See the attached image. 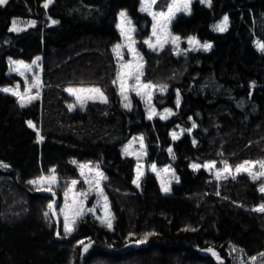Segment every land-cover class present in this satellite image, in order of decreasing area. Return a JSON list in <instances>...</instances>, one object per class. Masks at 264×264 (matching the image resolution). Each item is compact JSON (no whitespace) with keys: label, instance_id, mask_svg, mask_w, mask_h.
<instances>
[{"label":"trees","instance_id":"1","mask_svg":"<svg viewBox=\"0 0 264 264\" xmlns=\"http://www.w3.org/2000/svg\"><path fill=\"white\" fill-rule=\"evenodd\" d=\"M45 3L0 5V264H238L252 257L264 264L259 183L244 173L217 180L203 167L264 160V51L258 47L264 0H196L171 30L209 41L210 49H144V79L167 86L153 96L157 109H174L166 119H149L138 96L125 107L113 83L119 11L126 10L140 34L149 31L140 0ZM223 15L228 26L221 32L214 25ZM16 18L34 24L11 31ZM35 56H41V96L22 107L2 88L15 79L11 59ZM67 86H95L107 100L70 110ZM134 134L143 135L149 162L174 167L179 181L168 193L151 173L133 185L135 161L122 149ZM85 161L103 171L112 226L86 213L66 233L48 207L53 194L30 181L54 170L62 190L79 179Z\"/></svg>","mask_w":264,"mask_h":264},{"label":"rangeland","instance_id":"2","mask_svg":"<svg viewBox=\"0 0 264 264\" xmlns=\"http://www.w3.org/2000/svg\"><path fill=\"white\" fill-rule=\"evenodd\" d=\"M196 0H191V3L189 4V9L191 11L192 3ZM201 3L207 4L205 2H202V0H198ZM177 6L183 8V0H175ZM173 3V0H156L155 4L151 3V0H140V10L144 13H146L150 17V26L149 31L146 34H140L137 28V25L133 22V20L129 17L126 10H120L117 17V23L116 28L118 30L120 39L115 41L111 44V51L114 58V78L113 81H116L114 83L116 87V92L120 100L122 101L123 105L132 103V97L138 96L147 111V116L149 118L150 112L154 110L155 115H152L151 119L154 117H160L162 115L169 116L167 112H165L166 109L171 110V113H173L174 109L172 107H166L163 109H157L153 103V96L155 93L159 92L160 85H156L157 87L152 88L150 90L146 89H138L141 94L137 95V90H133V86L136 85V80L133 77H128L126 79V96L127 99H125V94H122L121 92V80L118 77V73L121 72H127L128 69H122V65H133L135 66L137 63L143 64V75L140 77V83L141 84H152L144 79V71H145V53L144 49L147 50H156L160 51L163 48H170L175 54H185L189 51L197 50V49H203L198 47L195 43H190L189 38L192 37L195 39V41H198L199 44L209 43V41H199L196 37L190 36V37H181L179 34L174 33L171 30V24L172 21L175 19L176 16L180 14H189V11H178L176 12L175 16L171 19L170 23H168L166 28H162L160 26H157L156 28V35L153 34V25L157 24V21L159 20V17H157V20L153 19L152 13H159V12H165L168 11V6ZM145 7H148V11H144L143 9ZM121 13H125L126 15L124 17H121ZM227 15H223V17L218 20L215 25H218L222 22L223 18ZM17 21V27L22 29H25L31 25H33L32 20H24V19H14ZM13 20V21H14ZM214 25V28H215ZM13 27V23L11 25V28ZM130 30V31H129ZM158 37L161 41L166 40L167 42L164 43L163 47L161 48L158 43ZM173 37H179V41L177 43L172 42ZM150 42L151 44L155 45L154 48H150L149 44L146 43ZM119 45V53L120 55H117L116 46ZM142 57V60L139 59ZM27 66V67H25ZM8 73L14 74L15 79L11 85L5 86L2 89H11L12 91H9L8 93L13 94V92H18L20 95H14L18 101L21 103L20 96L22 95L24 97V105L28 104V96H36L37 93H39V96L37 99L40 98L41 92H42V63H41V56H35L30 61H22V60H15L11 59L9 61V68ZM38 85V86H36ZM153 85V84H152ZM90 88H97L95 86H67L65 88L66 94L68 96L67 104L70 110H75L78 107H81L82 104H84L87 101H106L107 97L105 93L101 90L103 93V97H100L98 93H91V92H70L69 89H90ZM146 91L151 92L150 102L149 98L145 95ZM81 97L83 99V103H81V100L77 97ZM92 96L95 97L93 99H88L87 97ZM106 98V99H105ZM34 99V100H37ZM33 101V100H31ZM30 101V102H31ZM71 106V107H70ZM150 119V118H149ZM176 134V137L178 138L179 135L182 133V130H177L173 132ZM172 133V138H173ZM142 138V143H141ZM175 138V139H177ZM174 139V138H173ZM127 149V151H125ZM123 154L128 155L132 157L135 161L134 165V175L132 178L133 181L137 178V169L139 166L140 171L143 172V175L140 177L139 186L141 183V180L143 176L146 173L153 174L161 188L162 193H168L163 191L162 185L171 187L173 183H176L179 181L178 175L175 172L174 167L169 163L164 164H157L156 162H149L147 157V151L145 146V140L142 134H134L131 136L127 142L125 143L123 149ZM264 160H256V161H250V162H259ZM213 161L206 162V164H210ZM244 162L238 163V164H229L227 163L231 170L232 175L223 174L221 178L217 179V171L222 170L224 168V163L217 164L215 162V166L212 168H206L210 174L217 180L223 179L224 176L232 177L233 175L238 176L240 174H248L245 172H241L237 174L235 172V168L237 165H241ZM152 165H155V171L152 169ZM84 166V167H81ZM78 171L80 174L79 179H71L67 183L66 187L62 190L59 188L57 177L55 172H50L49 174L39 176L38 178L34 179L33 181L39 180L40 177H50L54 175L56 177L55 183H50L49 181H41L38 183H33L35 187L40 191H48L46 189H51V191H48L53 194V198L51 201V204L53 205L52 215L55 218V221L57 224H61L62 229L65 231V213L67 212L69 217L73 216V214L77 210H82L83 214L90 213L94 215L98 220H100L102 223L106 224L105 217L106 213L110 214L111 223H112V213L110 210V204L108 201L107 196L104 193L103 187H102V180H103V171L102 169L97 165L94 164L91 161H85L80 162L78 164ZM251 171L253 173L260 172L261 168L258 163H256ZM98 173H102V176L98 175ZM249 175V174H248ZM251 177V175H249ZM178 178V179H177ZM252 178V177H251ZM72 181H76L77 183L73 184ZM256 181L259 183V186L261 188V185L264 184V176L259 177L256 179ZM134 186H137L133 183ZM61 190V196L58 198L56 196V192ZM55 194V195H54ZM106 198V199H105ZM66 205L68 207H66ZM91 209V211H89ZM82 214V215H83ZM81 215V216H82ZM77 217L76 221L81 217ZM107 225V224H106ZM74 226V225H73ZM252 258H246L241 259L238 264H263L260 259H253Z\"/></svg>","mask_w":264,"mask_h":264},{"label":"snow or ice","instance_id":"3","mask_svg":"<svg viewBox=\"0 0 264 264\" xmlns=\"http://www.w3.org/2000/svg\"><path fill=\"white\" fill-rule=\"evenodd\" d=\"M52 0H46V3H45V7L48 6L49 3H51ZM156 0H151V3L152 4H155ZM202 2H205V3H209L210 4V0H202ZM8 3V0H0V5H5ZM191 3V0H183V8L177 6L175 0H173V3L170 4L168 6V11L167 13L165 12H159V13H152L153 15V19L154 20H157V17H159V20L157 21V24H154L153 25V34L156 35V28L157 26H160L162 28H166L168 23H170L171 19L175 16L176 12L178 11H189L190 12V9H189V4ZM144 11H148L149 8L148 7H145L143 9ZM126 14L125 13H121V17H124ZM53 23H57V21H52ZM17 21H13V27L10 29L11 31H20L21 29L18 28L16 25H17ZM34 24V22H32ZM227 26H228V17L225 16L222 20V22L218 25H215V29L217 31H226L227 30ZM130 31V30H129ZM179 41V37H173L172 38V42L173 43H177ZM167 41L164 40V41H161L160 38L158 37V43H159V46L162 48L164 43H166ZM189 42L190 43H195L198 47L200 48H203L204 50H208L211 48V44L209 43H204V44H199L198 41H195L194 38L190 37L189 38ZM146 43L149 44V47L150 48H154L155 45L151 44L150 42H147ZM119 45L116 46V51H117V55L119 56L120 53H119ZM258 47L264 51V44H258ZM142 60V57L139 58ZM27 67V66H25ZM122 69H128L127 72H121V73H118V77L120 78L121 80V92L122 94H125V99H127V96H126V92H127V88H126V79L128 77H133L135 78L136 80V85L133 86V90H137V95H140L141 92L138 90V89H146V90H150L152 88H155L157 87L156 85H152V84H141L140 83V77L143 75V72H142V69H143V64L142 63H137L135 66L129 64V65H122L121 66ZM113 83H116V81H113ZM38 86V85H36ZM166 85H163V86H160L159 87V90L160 91H164L166 89ZM3 91L5 92H9V91H12L11 89H3ZM68 91L70 92H91V93H98L100 97H103V93L101 92V90L99 88H90V89H69ZM14 95H20V93L18 92H13ZM145 95L149 98V102H150V97H151V92L150 91H146L145 92ZM39 96V93H37L36 96H28V102H30L31 100H34V99H37ZM78 99L81 100V103H83V99H81V97H77ZM88 99H93L95 97H92V96H89L87 97ZM20 99H21V106L23 107L24 106V97L21 95L20 96ZM106 99V98H105ZM177 105H179V95L177 97ZM130 103L128 104H125V107H130ZM71 107V106H70ZM165 112H167L169 115H171V110L169 109H166ZM152 115H155V112L154 110H152L150 112V115H149V118L151 119ZM162 119H166L167 116H164L162 115L161 116ZM29 126L32 127V122L29 121ZM196 125L193 124V127H195ZM188 131H191L190 129ZM173 138H177L176 137V134L173 133ZM40 139H43L42 137H40ZM141 143H142V138H141ZM125 151H127V149H125ZM169 152H171V149H169ZM258 163L260 168H261V171L260 172H256V173H253L251 171L252 167ZM215 166V162H211L210 164H206L204 165V167L206 168H212ZM6 167V166H5ZM81 167H84V166H81ZM193 168H199L200 166L199 165H192ZM152 169L153 171H155V165H152ZM54 171V170H53ZM235 172L237 174L241 173V172H245V173H248L249 175H251L252 179L253 180H256L258 179L259 177L261 176H264V161H259V162H250V161H245L243 164L241 165H237L236 168H235ZM228 174V175H232V170L230 168V166L227 164V162L225 161L224 162V168L222 170H219L217 171V179L221 178V176L223 174ZM98 175L102 176V173H98ZM143 175V172L140 171L139 169V166H138V169H137V178L133 181L134 184H136L137 186H139V181H140V177ZM224 178H227L226 176H224ZM233 179H235V175L232 176ZM178 179V178H177ZM49 181L50 183H55L56 182V177L54 175L50 176V177H40L39 180L37 181H30V183H38V182H41V181ZM73 184L77 183L76 181H72ZM162 188H163V191L165 192H168L170 189L169 187L167 186H164L162 185ZM48 191H51V189H46ZM260 191L261 192H264V184L261 185V188H260ZM106 199V198H105ZM49 209H52L53 208V205L52 204H49L48 205ZM66 207H68L66 205ZM256 211H260V212H264V204L260 205L257 209H255ZM91 211V209L89 210ZM83 214L82 210H77L73 216L69 217L68 213L66 212L65 213V232L66 233H71L74 228H73V225L75 224V220L77 217L81 216ZM48 213H45V216H47ZM105 222L107 224V226L109 228H111V218H110V214L106 213V217H105ZM149 235H152V233H148L145 235V237L142 239V240H139L137 241V243H143L146 241L147 237ZM78 243L80 244H84L83 241H79ZM88 249V245H84V250L87 251ZM209 252H213V255H216V253L213 251V249H208ZM262 256H264V253L261 254ZM255 259V258H253Z\"/></svg>","mask_w":264,"mask_h":264},{"label":"water","instance_id":"4","mask_svg":"<svg viewBox=\"0 0 264 264\" xmlns=\"http://www.w3.org/2000/svg\"><path fill=\"white\" fill-rule=\"evenodd\" d=\"M45 193H46V194H50V192H48V191H45ZM52 210H53V208H52Z\"/></svg>","mask_w":264,"mask_h":264}]
</instances>
